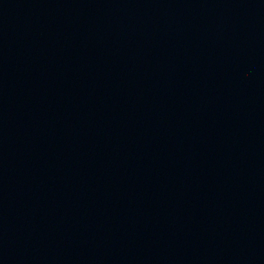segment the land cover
Masks as SVG:
<instances>
[{"label":"water","instance_id":"water-1","mask_svg":"<svg viewBox=\"0 0 264 264\" xmlns=\"http://www.w3.org/2000/svg\"><path fill=\"white\" fill-rule=\"evenodd\" d=\"M97 20L264 43V0H0V23Z\"/></svg>","mask_w":264,"mask_h":264}]
</instances>
